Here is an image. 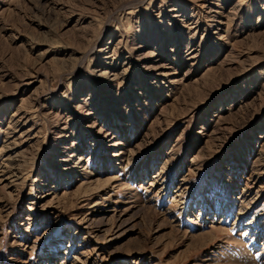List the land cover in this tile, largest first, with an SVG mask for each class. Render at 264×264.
I'll return each mask as SVG.
<instances>
[{"label": "rangeland", "instance_id": "rangeland-1", "mask_svg": "<svg viewBox=\"0 0 264 264\" xmlns=\"http://www.w3.org/2000/svg\"><path fill=\"white\" fill-rule=\"evenodd\" d=\"M0 264H264V0H0Z\"/></svg>", "mask_w": 264, "mask_h": 264}]
</instances>
